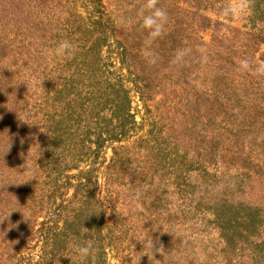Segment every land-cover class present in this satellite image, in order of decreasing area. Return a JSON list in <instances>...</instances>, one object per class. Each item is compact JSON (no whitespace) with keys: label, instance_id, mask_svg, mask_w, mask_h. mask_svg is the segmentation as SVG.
I'll list each match as a JSON object with an SVG mask.
<instances>
[{"label":"rangeland","instance_id":"obj_1","mask_svg":"<svg viewBox=\"0 0 264 264\" xmlns=\"http://www.w3.org/2000/svg\"><path fill=\"white\" fill-rule=\"evenodd\" d=\"M260 35L264 0H0V264H264Z\"/></svg>","mask_w":264,"mask_h":264},{"label":"trees","instance_id":"obj_2","mask_svg":"<svg viewBox=\"0 0 264 264\" xmlns=\"http://www.w3.org/2000/svg\"><path fill=\"white\" fill-rule=\"evenodd\" d=\"M203 25L202 27H207L208 25H210L211 20L207 17H203ZM101 25V24H100ZM257 38L262 37V39H264V36H256ZM9 44V40L8 39H0V50L5 49L6 47H8ZM120 57L122 60L125 59V54L124 52L120 53ZM160 59H157V61ZM131 71H129L130 73ZM3 71L0 72V134H4V137L9 136L8 134V130L6 128H9L10 133H12V131L15 128V126L13 124H8V122L11 123V121L9 119L10 116L6 114L7 109L10 107V103L7 102L6 100L3 99L4 94L7 93L6 91V87L5 85H3L2 80H3ZM138 87V86H136ZM130 91L131 89H129V87L124 88V93H125V97H126V101L130 103ZM126 117L132 118V126L135 127L136 121H135V117L134 115L131 113V110L128 109V111L126 112ZM12 120V119H11ZM14 120V118H13ZM127 127H130L129 125ZM127 131V130H126ZM127 135V133H126ZM8 138H6L5 141H7ZM73 177V176H72ZM71 183V182H69ZM89 183V182H88ZM93 193V200H94V204H96L97 201H101L100 207H103V197L102 199H98L96 198V195L94 194V190L93 187L91 185H88L86 182H83L82 180H80L78 182V184L75 185V191L74 194L71 196L70 199L67 200V202H65L66 200H63V202L61 203L59 211L58 213V217L61 219L62 216L64 215V211L63 208L67 210V221H75L79 216V214H81L83 212V209L81 207H74V205L77 202H82L83 200H85L84 198L88 197V194ZM90 195V194H89ZM66 204V206H64ZM73 207V209H72ZM69 209H72L71 211ZM72 216V217H71ZM101 215L99 213L96 214L95 218L99 219Z\"/></svg>","mask_w":264,"mask_h":264},{"label":"clouds","instance_id":"obj_3","mask_svg":"<svg viewBox=\"0 0 264 264\" xmlns=\"http://www.w3.org/2000/svg\"><path fill=\"white\" fill-rule=\"evenodd\" d=\"M157 15L158 16H163V13L160 12V13H157ZM153 22L154 21H152L151 19L149 20V23H153ZM70 48H71L70 42L62 41L56 46V48H54L53 54L56 55V56H63L65 53H67L70 50ZM6 218H4V219H6ZM76 251L78 252L79 255L84 256V255H86L88 253L89 248L86 245H78Z\"/></svg>","mask_w":264,"mask_h":264}]
</instances>
